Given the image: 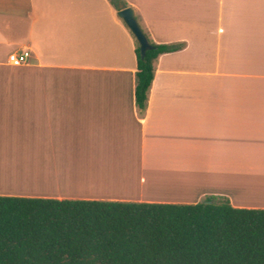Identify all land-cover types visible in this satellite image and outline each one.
<instances>
[{"label": "crops", "instance_id": "0c3cea01", "mask_svg": "<svg viewBox=\"0 0 264 264\" xmlns=\"http://www.w3.org/2000/svg\"><path fill=\"white\" fill-rule=\"evenodd\" d=\"M124 2L152 42L183 44L143 111L109 0H0V84L21 67L34 87L0 90V195L264 209V0Z\"/></svg>", "mask_w": 264, "mask_h": 264}, {"label": "trees", "instance_id": "16d2710c", "mask_svg": "<svg viewBox=\"0 0 264 264\" xmlns=\"http://www.w3.org/2000/svg\"><path fill=\"white\" fill-rule=\"evenodd\" d=\"M147 39L143 57L136 41L134 49L140 111L156 58L183 46ZM0 264H264V209L210 197L170 203L0 195Z\"/></svg>", "mask_w": 264, "mask_h": 264}, {"label": "water", "instance_id": "95a60500", "mask_svg": "<svg viewBox=\"0 0 264 264\" xmlns=\"http://www.w3.org/2000/svg\"><path fill=\"white\" fill-rule=\"evenodd\" d=\"M117 16L122 19L126 27L133 35L139 49L140 57L144 56L147 49L151 47L146 35L138 24L132 8L125 7L117 11Z\"/></svg>", "mask_w": 264, "mask_h": 264}, {"label": "rangeland", "instance_id": "374dc122", "mask_svg": "<svg viewBox=\"0 0 264 264\" xmlns=\"http://www.w3.org/2000/svg\"><path fill=\"white\" fill-rule=\"evenodd\" d=\"M33 86L30 85L28 70H23V68H19L12 74L10 77H7L4 80L3 85L0 84V90L4 91H29ZM67 85H61V82H56L55 90L60 92L62 88L66 90ZM34 90V87H33ZM64 90V89H63Z\"/></svg>", "mask_w": 264, "mask_h": 264}, {"label": "built area", "instance_id": "2783aa9c", "mask_svg": "<svg viewBox=\"0 0 264 264\" xmlns=\"http://www.w3.org/2000/svg\"><path fill=\"white\" fill-rule=\"evenodd\" d=\"M30 56L28 49L13 51L8 55V62L14 66H20L27 63V59Z\"/></svg>", "mask_w": 264, "mask_h": 264}]
</instances>
